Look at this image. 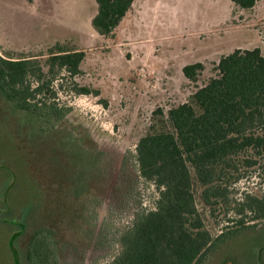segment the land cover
I'll list each match as a JSON object with an SVG mask.
<instances>
[{
    "label": "rangeland",
    "instance_id": "rangeland-1",
    "mask_svg": "<svg viewBox=\"0 0 264 264\" xmlns=\"http://www.w3.org/2000/svg\"><path fill=\"white\" fill-rule=\"evenodd\" d=\"M96 12L95 0H0V57L43 54L44 62L58 43L84 50L77 80L102 93L64 91L60 102L71 111L51 127L0 90V264H30V240L41 229L51 234L48 251L59 264L109 263L122 233L159 196L139 171L140 138L169 127V110L218 74L223 55L256 47L264 55V0L252 8L232 0H135L110 36L94 30ZM195 62L204 68L194 81L183 67ZM194 189L215 236L235 215L234 197L264 191V174L242 178L213 208L199 183ZM204 264H264V220L209 252Z\"/></svg>",
    "mask_w": 264,
    "mask_h": 264
},
{
    "label": "trees",
    "instance_id": "trees-1",
    "mask_svg": "<svg viewBox=\"0 0 264 264\" xmlns=\"http://www.w3.org/2000/svg\"><path fill=\"white\" fill-rule=\"evenodd\" d=\"M252 8L259 0H232ZM94 30L110 36L134 0H95ZM43 54L15 59L0 57V90L18 108L48 126L57 125L71 111L60 102L64 91L101 96L83 85L86 52L58 43L42 62ZM204 65L187 64L184 75L197 80ZM218 74L192 95V100L169 110V127L142 136L137 145L140 174L159 188L155 206L137 214L120 236L121 250L107 264H204L209 252L228 240L257 230L264 220V191L234 197V216L215 236L197 208L194 184L212 208L230 199L231 187L252 173L264 174V55L261 48H237L223 55ZM101 102L107 105L106 100ZM157 112H161L158 109ZM156 113V112H155ZM51 234L38 230L30 240V264H59L48 251ZM47 249V251H45ZM52 250V249H51ZM54 260H50L51 256Z\"/></svg>",
    "mask_w": 264,
    "mask_h": 264
},
{
    "label": "crops",
    "instance_id": "crops-1",
    "mask_svg": "<svg viewBox=\"0 0 264 264\" xmlns=\"http://www.w3.org/2000/svg\"><path fill=\"white\" fill-rule=\"evenodd\" d=\"M95 3H96V2H95ZM134 4H135V0H134V2H133V4H132L131 9L133 8ZM131 9H130V10H131ZM128 12H129V11H128ZM128 12H127V14H128ZM127 14H126V16H127ZM126 16H125V17H126ZM125 17H124V18H125ZM124 18H123V19H124ZM122 22H123V20L120 22V24H121ZM118 26H119V25H118ZM118 26H117V27H118ZM117 27H116V28H117Z\"/></svg>",
    "mask_w": 264,
    "mask_h": 264
}]
</instances>
